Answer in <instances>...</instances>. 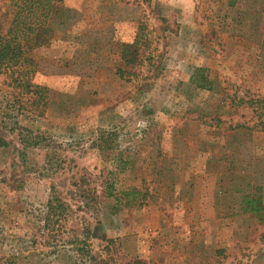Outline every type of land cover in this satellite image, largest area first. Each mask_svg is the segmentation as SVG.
Returning a JSON list of instances; mask_svg holds the SVG:
<instances>
[{"label":"rangeland","instance_id":"1","mask_svg":"<svg viewBox=\"0 0 264 264\" xmlns=\"http://www.w3.org/2000/svg\"><path fill=\"white\" fill-rule=\"evenodd\" d=\"M64 7L0 73V264H264V0Z\"/></svg>","mask_w":264,"mask_h":264},{"label":"trees","instance_id":"2","mask_svg":"<svg viewBox=\"0 0 264 264\" xmlns=\"http://www.w3.org/2000/svg\"><path fill=\"white\" fill-rule=\"evenodd\" d=\"M9 4L13 8V15L7 32L0 35V73L6 70L13 71L18 67L29 68L31 73L33 66L26 55L27 52L51 42L54 32L62 25L64 12L67 8L64 7V0H9ZM141 37L140 32L138 36L136 35L133 43L122 45L121 58L124 60H120V63L129 67L135 65ZM116 74L123 78L125 72L119 67ZM27 75L15 80L16 83L26 93L36 96L39 103L46 107V91L31 85ZM203 81L207 82L204 79ZM199 88L206 89L203 85H200ZM47 207L49 211L53 210L51 200L47 202ZM60 208L57 207V209ZM238 210L243 214L253 215L257 221H264V205L261 195L252 198L244 196ZM60 213L62 214V211Z\"/></svg>","mask_w":264,"mask_h":264},{"label":"crops","instance_id":"3","mask_svg":"<svg viewBox=\"0 0 264 264\" xmlns=\"http://www.w3.org/2000/svg\"><path fill=\"white\" fill-rule=\"evenodd\" d=\"M239 211V210H238ZM226 215V214H225Z\"/></svg>","mask_w":264,"mask_h":264}]
</instances>
